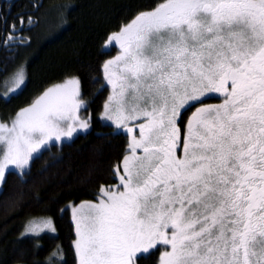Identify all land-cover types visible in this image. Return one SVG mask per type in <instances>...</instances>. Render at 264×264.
I'll use <instances>...</instances> for the list:
<instances>
[{"label": "snow or ice", "instance_id": "1", "mask_svg": "<svg viewBox=\"0 0 264 264\" xmlns=\"http://www.w3.org/2000/svg\"><path fill=\"white\" fill-rule=\"evenodd\" d=\"M111 42L121 54L104 65V116L117 128L144 122L123 175L113 169L117 190L73 209L78 264H137L157 245L170 249L159 264H264V0H163ZM79 96L68 79L0 123V181L49 141L88 129ZM212 96L222 103L196 108L181 142V109Z\"/></svg>", "mask_w": 264, "mask_h": 264}, {"label": "trees", "instance_id": "2", "mask_svg": "<svg viewBox=\"0 0 264 264\" xmlns=\"http://www.w3.org/2000/svg\"><path fill=\"white\" fill-rule=\"evenodd\" d=\"M162 2L0 0V120H11L50 87L77 78L91 125L48 146L24 172L6 174L0 188V264H77L71 208L97 200L102 187L113 188V169L119 167L120 175L129 148L128 136L100 119L109 97L104 65L121 51L109 38ZM22 64L24 88L5 97L3 84ZM39 219H50L55 232L26 234ZM159 247L137 263L157 264Z\"/></svg>", "mask_w": 264, "mask_h": 264}, {"label": "rangeland", "instance_id": "3", "mask_svg": "<svg viewBox=\"0 0 264 264\" xmlns=\"http://www.w3.org/2000/svg\"><path fill=\"white\" fill-rule=\"evenodd\" d=\"M121 54V51L120 52H118L117 53V55H116V57L118 56V55H120ZM18 71H22V73H23V77H24V79H23V83L22 84H20L19 85V87H17V77H16V73L18 72ZM26 79H27V73H26V66L25 65H21V66H19L17 69H16V71H14L7 79H6V81H5V83L3 84V86H2V94L5 96V97H10L11 95H15V94H17V93H19L23 88H24V86H25V84H26ZM70 79H72V78H70ZM67 81V80H66ZM66 81H63L62 83H58V84H55L54 86H56V85H59V84H63V83H65ZM109 85V84H108ZM54 86H52V87H54ZM51 88V87H50ZM48 90V89H47ZM46 90V91H47ZM44 94V93H43ZM42 94V95H43ZM112 93H111V86L109 85V97H110V95H111ZM42 95H40L37 99H39ZM108 97V98H109ZM36 99V100H37ZM78 99L82 102L81 103V107H80V109H79V111H78V113H77V115L79 116V118H80V120H85V121H87L88 122V124H89V127H88V129H86V130H77L76 132H74L73 133V135H72V137H74V135H76V134H78V133H85L86 131H88L89 129H90V127H91V125H90V121H89V116H88V112H87V110H86V107H85V101H84V99H83V97H82V95L80 94V96L78 97ZM35 100V101H36ZM34 101V102H35ZM33 102V103H34ZM33 103H31L30 105H28L27 107H29V106H31ZM106 103H108V99H107V102ZM105 103V104H106ZM26 108V107H25ZM24 109V108H23ZM22 110V109H21ZM104 111H105V106H104V109H103V111H102V113L100 114V119L103 121V122H105V123H108V124H110V125H112L113 127H114V130L115 131H119V132H122V133H125L127 136H128V138H129V145H130V143H131V139H132V136L133 135H136V137L137 138H139V131H138V125L140 124V123H143L144 121H143V119H140V120H135V121H127L126 122V127H121V128H117L116 127V125H115V122L114 121H112V120H108L105 116H104ZM16 117V116H15ZM14 117V118H15ZM14 118H12L11 120H9V121H1L0 120V123H5V124H7V125H11V122L14 120ZM69 122H61V127L62 128H66L67 127V124H68ZM127 128H134V129H136V131L135 132H128L127 131ZM72 137H70V138H67V137H64V138H61V139H59V140H52V141H49L45 146H43L40 150H39V153L38 154H34V156H33V159H34V157H36L37 155H39L44 149H46L48 146H50L51 144H61V143H63V142H65V141H67V140H71L72 139ZM139 154V153H138ZM126 155H130V151H129V148H128V153L126 154ZM32 159V160H33ZM32 160H30V162H29V165H30V163H31V161ZM29 165L28 166H26L24 169H17V168H15V167H12V166H10L8 169H6L5 170V176H6V174L9 172V171H17V172H24L25 170H27V168L29 167ZM120 175H123V171L120 173ZM5 176H4V178H5ZM4 180V179H3ZM2 183H3V181H0V188H1V186H2ZM119 184V181L117 182V183H115V184H113V185H111L110 187H113V188H104V189H106V190H108V189H111V190H117V185ZM119 190H122V189H119ZM101 198H103L102 197V193H101V196L97 199V200H95V201H92V202H90V203H99V201H100V199ZM81 204H87V203H79V204H76V205H73L72 206V208H71V219H72V221H73V224H74V227H75V230H76V217L78 216V214H79V212L78 211H76V212H74L73 211V209H79V206L81 205ZM47 221H51L50 219H39V220H35L34 222H32L31 224H30V226L28 227V228H30V229H33V231H28V232H26L25 231V233L26 234H33V235H38V234H40V233H42V232H45V231H51L50 229H48V228H46L45 227V223L47 222ZM51 224H52V226L54 227V225H53V222L51 221ZM52 232H55V231H52ZM78 238V236H77V234H76V239ZM166 247V246H165ZM160 248V252H159V257H160V255H161V253L163 252V251H166V250H170L168 247H166V248H164V247H159ZM152 251H154V250H152ZM151 251V252H152ZM77 255V254H76ZM145 256H147V254L145 255ZM138 257H140V255L138 254V256H137V258ZM159 257H158V263L157 264H159ZM77 264H78V256H77ZM138 264V263H137Z\"/></svg>", "mask_w": 264, "mask_h": 264}, {"label": "flooded vegetation", "instance_id": "4", "mask_svg": "<svg viewBox=\"0 0 264 264\" xmlns=\"http://www.w3.org/2000/svg\"><path fill=\"white\" fill-rule=\"evenodd\" d=\"M222 103V97L221 98H216V96H212L211 98L203 99L202 103L196 104L194 107L188 108L186 111L181 109V115L180 118L177 121V125L180 128V140L181 142L185 138V125L186 123L190 120L192 114L195 112L196 108L198 107H203L205 105H210V104H219ZM180 154V149H177V155Z\"/></svg>", "mask_w": 264, "mask_h": 264}, {"label": "water", "instance_id": "5", "mask_svg": "<svg viewBox=\"0 0 264 264\" xmlns=\"http://www.w3.org/2000/svg\"><path fill=\"white\" fill-rule=\"evenodd\" d=\"M7 1H10V0H7Z\"/></svg>", "mask_w": 264, "mask_h": 264}]
</instances>
